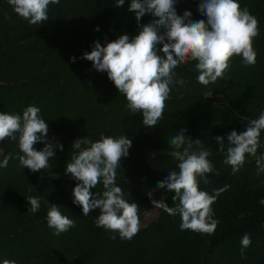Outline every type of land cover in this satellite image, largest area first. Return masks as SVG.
Returning a JSON list of instances; mask_svg holds the SVG:
<instances>
[{
	"label": "trees",
	"instance_id": "obj_1",
	"mask_svg": "<svg viewBox=\"0 0 264 264\" xmlns=\"http://www.w3.org/2000/svg\"><path fill=\"white\" fill-rule=\"evenodd\" d=\"M130 2L124 0L120 7L115 0H60L49 5L47 21L33 26L7 0H0V112L22 114L30 105L38 107L48 125L46 138L63 145L62 150L54 148L50 168L41 172L22 169L16 159L0 168V264L5 259L16 264H264V205L259 203L264 199V173L257 175L255 159L246 156L243 167L233 174L213 138L223 136L227 143L228 133L246 130L248 122L264 111V0H237L258 20L259 35L252 44L255 64L245 66L240 56H233L226 77L207 86L196 79V61L180 65L175 71L187 83L171 86L163 118L151 128L143 125L141 113L127 109L126 98L107 73L82 58L94 41L103 46L120 34L131 38L141 25L156 19L145 14L138 22L129 11ZM200 2L176 0L177 14L190 11L193 21L206 20L198 11ZM181 128L211 149L208 159L220 173L209 174L210 182L201 181L200 190L211 195L214 189L230 186L212 205L213 218L219 221L214 234L181 231L179 214L156 208L155 218L140 227L132 240H121L118 233L110 239V233L94 223L98 209L84 216L73 203L77 181L65 173L75 151L73 141L84 136L95 141L101 133L131 139L116 184L126 200L139 206L141 219L152 205L150 191L154 199L163 197L175 207L174 193L158 189L157 183L169 170H178L167 140ZM260 140L258 154L264 152V131ZM42 147V142L34 145L36 150ZM18 152L16 141H0V160ZM90 191L102 192V184ZM29 196L40 199L36 213L28 211ZM49 203L60 206L75 227L54 235L46 221ZM244 234L250 236L251 245L242 258Z\"/></svg>",
	"mask_w": 264,
	"mask_h": 264
},
{
	"label": "clouds",
	"instance_id": "obj_2",
	"mask_svg": "<svg viewBox=\"0 0 264 264\" xmlns=\"http://www.w3.org/2000/svg\"><path fill=\"white\" fill-rule=\"evenodd\" d=\"M59 2L7 0L13 11L33 26L47 21L49 5ZM115 3L122 7L124 0H115ZM175 3L176 0H131L129 11L135 13L138 22L145 14L156 19L141 25L138 34L131 38L120 34L103 46L94 41L92 50L82 56L92 62L95 70L107 73L117 92L126 98L127 109L142 114L146 128L157 126L163 118L171 86L183 87L187 83L175 71L180 65L196 61V79L207 86L226 77L233 56H240L245 66L256 62L252 44L259 35L258 20L246 6L241 8L237 0H201L198 11L206 16V20L193 21L190 11L178 15ZM157 45H160L159 49ZM69 59L74 62L76 58ZM39 113L40 109L31 105L24 108L22 114L0 112V141L10 138L19 148L18 153H9L0 160V168L8 167L10 159L18 160L22 169L27 167L32 172L50 168V158L56 155L54 148L62 150L63 145L46 138L48 125ZM186 131L181 128L167 140L171 148L169 155L177 162L178 170H169L168 175L157 183L158 189L174 193L171 198L175 207L165 203L163 197L154 199L151 191L148 196L156 208L170 215H180L181 231L212 235L219 223L213 218L212 205L230 186L214 189L211 195L200 190L201 181L205 185L210 182L209 174L218 176L220 173L208 159L211 149L199 138L193 140L186 136ZM262 131L264 111L248 122L246 130L228 133L227 143L223 136L213 137L218 151L224 156L223 163L231 166L233 174L243 167L246 156L255 159L257 175L264 173V152L258 154L262 147ZM38 142L43 143L40 150L34 148ZM131 144L126 135L112 137L101 133L95 141L87 136L77 138L72 143L75 151L65 166V173L77 181L72 189L73 203L81 207L84 216L98 209L94 223L107 230L110 239H116L114 233H118L121 240L130 241L140 231L139 206L126 200L124 190L116 184L117 169H120L121 159L128 156ZM98 184H102V192L90 191ZM26 199L30 205L28 211L38 212L41 207L39 197ZM259 203L264 205V199ZM60 208L49 203L46 214L47 225L56 236L75 227V221L63 215ZM240 243L243 258L244 249L251 245L250 236L244 234ZM2 264H16V261L5 259Z\"/></svg>",
	"mask_w": 264,
	"mask_h": 264
},
{
	"label": "rangeland",
	"instance_id": "obj_3",
	"mask_svg": "<svg viewBox=\"0 0 264 264\" xmlns=\"http://www.w3.org/2000/svg\"><path fill=\"white\" fill-rule=\"evenodd\" d=\"M47 137H48V134H47ZM156 214H157L156 207L151 205L150 209L142 214V217L140 219V223H141L140 227L144 226L146 223L154 219Z\"/></svg>",
	"mask_w": 264,
	"mask_h": 264
}]
</instances>
